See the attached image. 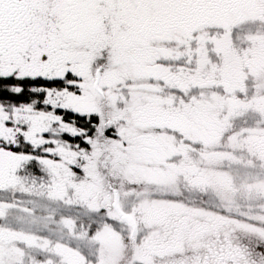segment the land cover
Instances as JSON below:
<instances>
[{
	"label": "snow or ice",
	"instance_id": "6c2138e0",
	"mask_svg": "<svg viewBox=\"0 0 264 264\" xmlns=\"http://www.w3.org/2000/svg\"><path fill=\"white\" fill-rule=\"evenodd\" d=\"M0 264H264V0H0Z\"/></svg>",
	"mask_w": 264,
	"mask_h": 264
}]
</instances>
